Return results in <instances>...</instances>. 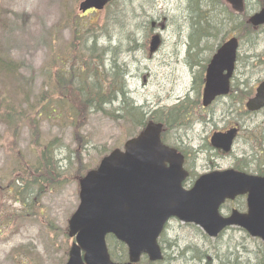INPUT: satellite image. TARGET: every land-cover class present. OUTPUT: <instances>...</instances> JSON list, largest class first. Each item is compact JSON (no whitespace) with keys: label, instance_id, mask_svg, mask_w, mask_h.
<instances>
[{"label":"rangeland","instance_id":"1","mask_svg":"<svg viewBox=\"0 0 264 264\" xmlns=\"http://www.w3.org/2000/svg\"><path fill=\"white\" fill-rule=\"evenodd\" d=\"M82 1L0 0V57L8 56L9 60L15 63L13 76L4 78L0 75L2 80L9 83L10 95L16 94V91L21 92L20 87L24 88L26 85L27 88L28 85L27 90L32 99L40 91L39 88L47 83V62L52 61L63 49L73 44L76 24L84 26L87 22L102 24L106 14L104 11L90 15L89 19L78 18L81 16L78 13V4ZM119 3L121 4V15L118 14L120 19L114 26H109L108 31L98 32V47L106 44L115 47L119 44L117 60L120 64L126 63V67L122 66L124 70L129 71L125 81L130 97L134 98L138 106L145 104L146 109L153 110L160 106L175 105L179 99L183 100L189 94L191 75L187 69L183 70L181 65L169 62L165 58L164 51L170 52L168 47L178 40L177 6L184 4L185 1L157 0L155 5L152 0H120ZM210 19V24L217 31L213 34L211 32V41L217 44L227 40L232 34V27L222 24L221 16ZM76 20L83 23H77ZM151 22L157 23L153 31L160 32L164 43L162 50L149 59L147 43L149 36L153 34L150 28ZM160 26H164L165 30H161ZM181 29H183L182 40L186 42L188 28L184 25ZM79 33L81 34V31ZM134 34L138 38L140 47L131 49ZM234 35L237 36V32ZM240 40L239 54L244 57L243 61L246 60V55L250 57L249 65L245 62L246 72L260 73L261 75L256 79H263L264 66L259 69L254 65L259 57L264 58V43H256L254 39L249 40L251 43L244 41L243 38ZM142 46L145 47L144 51ZM136 49L139 54L134 51ZM134 55L139 63L133 58ZM242 65L239 66V73L244 72ZM253 84L251 81L249 86ZM2 86L7 85H0V94ZM188 97L197 101L193 95ZM228 104V100L225 99L214 109L217 126L213 130L225 127L224 122H221L222 116L226 118L228 126H233L235 123L234 113L238 108L235 106L231 108ZM73 107L76 109V105ZM79 117L82 118L78 122L80 129L77 128L78 123L71 124L70 120L65 121L62 118L40 122L39 149L51 139L60 140L59 149L55 150V159L63 174V183L50 184L49 189L39 197L37 205L31 203L29 208L21 203L19 189L11 188L13 179L11 177H15L13 173L19 175L14 170H21L23 165V163L18 165L22 162L18 157H22L28 163L34 162L38 150L32 145L34 136L31 133L35 134L36 130H31L32 128L29 129L27 126L20 127L17 136L13 137L11 130L0 121V170H2L0 177H8L11 171V177L8 178L10 180L7 179L3 186L0 184V264H64L72 243V239L66 235L67 222L79 204L77 178L81 177L79 175L84 174L86 169L96 166L101 158L100 154L122 149L123 144L138 131L131 123L115 122L100 113L92 112L85 115L81 111L77 119ZM260 124L261 120L257 119L250 123V126L256 128ZM197 130L200 128L196 126L194 132ZM209 131L212 130L209 129L207 133ZM83 140L88 144L82 154L81 163L79 161L76 163L73 159L71 164L70 161L66 162L68 153L72 152L78 141L81 143ZM188 144L197 148L198 140L195 138ZM248 152L240 141L233 147L232 154L242 156ZM202 157L200 155L201 160ZM202 161L193 164L198 174L203 173L199 167ZM231 163L228 161L221 165V169L228 168ZM165 233L162 238L164 245L172 242L177 245L176 249L186 246L194 249L198 246L199 250L205 252L203 254L216 257L218 253L221 260H227L222 252L226 253L225 255L243 253L247 250L256 253L259 246V242L252 241L244 232L237 229L225 232L216 241L206 242L199 230L171 221ZM215 247L217 250L213 251ZM208 250L210 252H207Z\"/></svg>","mask_w":264,"mask_h":264},{"label":"water","instance_id":"2","mask_svg":"<svg viewBox=\"0 0 264 264\" xmlns=\"http://www.w3.org/2000/svg\"><path fill=\"white\" fill-rule=\"evenodd\" d=\"M112 0H85L80 11L102 10ZM235 13L243 11V0H226ZM254 26L264 24V9L250 19ZM159 45L153 37L150 53ZM238 44L235 38L226 42L213 57L207 69L203 105L229 91ZM226 75L223 76V72ZM264 106V83L255 98L247 103L250 111ZM161 125L149 123L124 151L114 150L99 166L79 180V206L68 222V235L75 238L66 264H117L109 257L105 243L108 234L128 248L129 261L138 263L142 255L151 261L161 259L157 239L165 223L176 218L199 226L210 237L236 226L264 243V178L251 177L228 170L201 177L186 191L187 177L183 157L160 140ZM235 130L215 134L213 147L228 152ZM248 195V212L233 211L223 218L219 207L226 199Z\"/></svg>","mask_w":264,"mask_h":264},{"label":"trees","instance_id":"3","mask_svg":"<svg viewBox=\"0 0 264 264\" xmlns=\"http://www.w3.org/2000/svg\"><path fill=\"white\" fill-rule=\"evenodd\" d=\"M119 2L120 0H115L107 7L102 24L99 25L97 22H87L86 26L76 24L73 47L75 45L79 47V55L72 57L69 63L63 61L65 57L63 54L47 62V83L39 88L40 91L34 95L33 101V98L29 97L28 85L26 88V85L22 84L25 87H20L21 92L16 91V94L10 95L8 93L9 83L6 80L1 83L7 86H2L0 94V121L11 130L13 137L17 136L20 127L27 126L29 129L32 128L31 130H36L35 134L31 133L34 136L32 145L38 150L34 162L28 163L27 160L18 157V160L22 161L18 165L22 163L23 165L21 170H14V172L19 175L13 173L15 177H11L10 171L8 177H0L2 186L9 177L13 178L11 188L19 189L18 195L21 197L23 206L29 208L31 203L37 205L39 197L49 189L50 184L61 185L63 183V174L55 159V150L59 149L60 140L51 139L39 149L40 122L62 118V120H70L71 124H75L82 119L81 117L77 119L81 111L85 115L92 112L100 113L113 121L132 123L135 127H143L146 122L144 113L140 108L133 106L127 96L124 81L126 70L123 69L125 66L120 64L116 56L119 44L115 47L111 44L98 47L97 44L98 32L108 31L109 26H114L119 21L118 14L121 15ZM121 17L124 19L123 16ZM76 22L83 23L77 20ZM14 72L13 62L7 64L6 61L4 63L0 59V75L9 78L14 75ZM184 111L183 106L174 107L165 116L154 113L148 120L170 126L185 120ZM77 128L80 129V123ZM87 144V141L83 140L81 143L78 141L72 152L68 153L66 162L70 161L69 164H71V159H73L76 163L78 161L81 163ZM1 173L2 170H0V175ZM108 243L111 258L117 262L124 261L126 259L124 245L113 238H108Z\"/></svg>","mask_w":264,"mask_h":264},{"label":"flooded vegetation","instance_id":"4","mask_svg":"<svg viewBox=\"0 0 264 264\" xmlns=\"http://www.w3.org/2000/svg\"><path fill=\"white\" fill-rule=\"evenodd\" d=\"M184 1V4H179L177 6L179 23H177L178 30L176 32L177 35L183 34V29L181 28L186 25L189 32L187 41L184 42L183 40L178 38L177 41H174L172 43L170 42L171 45L168 47V49L170 48L171 51H164V55L165 58L168 59L169 62L171 61L172 64L181 65L183 67V70H188L191 75V83L190 88L188 89L189 94L187 96L193 95L195 98H197V101H199V105H197L196 108L193 107L194 109H192V111L188 114V121L192 122V124L190 123L187 127V122L181 121L176 124H172L173 127H171V129L166 126L164 135H166L168 140H170V143L176 145L180 149L182 155L184 156L186 166H189V168H193V164H196L198 161L204 160L199 164V167L200 171L205 173L213 170H220L221 165L226 164L228 161H230L232 163L230 164L229 167L231 168L229 169L243 171L250 176L264 177V107L260 111L254 113L248 112L245 107V103L251 98V96L254 95L257 86L264 81V78L257 80L256 78L257 76L261 75L260 73H251L249 71L246 72V64L248 65L249 55H246L247 58L245 61H243L244 57H241L238 51L235 71L230 79V95L225 98L229 102V107L232 108V106H235L238 108V111L234 113L235 123L233 124V126H228L226 118L222 116L221 122H224L225 127H221L219 129L216 128L213 130V128L217 126L214 118V109L218 105L216 103H222L224 99H219L217 101L215 100L211 105L207 107H203L201 104L202 94L205 87V79L207 75V66L218 49L221 47V45L229 38L237 37L240 48V39L243 38L244 41H247L246 37H248V39L250 38L251 31L252 33H254L253 36L259 35L264 41V24L256 27H249V18L251 17V15L259 12L264 8V0H244V14L241 16H237L233 13L231 8L227 5L226 0ZM156 2L157 0H154V5ZM195 8L199 10L201 23L200 31L206 32L212 36V34L214 32L216 33L217 31L216 28L213 27L212 24H210V18L214 16H221L220 22L232 27L231 36L227 40L219 42L217 44H215L213 41H202L203 46L198 47L194 45L193 41H191L192 24L190 23V19L192 18L191 10ZM216 13H218L219 15H214ZM184 15L186 17H184ZM156 25V22H151V29L153 34L149 36V40L147 43L148 51L151 38L153 36L159 37V47L154 55L158 54L160 50H162L164 43L160 32L157 31V33L153 31L156 28ZM160 28L161 30H165L164 26H160ZM233 30L235 32H233ZM236 32L237 36L234 35L236 34ZM144 49L145 47H142L143 51ZM134 51L139 54L138 49ZM154 55H148V58L151 59ZM133 58L136 62H138L135 55ZM262 63L264 64L263 60ZM241 64H243L242 70L244 72L239 73L238 70ZM167 65H169V63ZM263 66L264 65H261L259 69ZM251 81L254 84L249 86V83ZM235 89L245 93V103V98L241 99V101H239L237 98H230L231 93H233ZM185 100L186 97L183 98V100L179 99L176 105L180 104L181 102H185ZM190 100L193 99L190 98ZM239 108L242 109L239 110ZM156 109L157 111H161V113L165 115L168 112L169 107L160 106L158 108H154L152 111H155ZM188 111L189 107L186 112L184 111L185 117ZM193 118L194 120L192 121L191 119ZM231 119H233L232 116ZM257 119L261 120V124L257 125L256 128L251 127L250 123L255 122ZM196 126L200 128V130L194 132ZM234 128L237 129L238 132L234 138L233 147L238 142L242 141L243 146L246 147V149L249 151L248 153H244L242 156H235L232 154V151L230 153H224L222 150L214 149L210 145V138L213 133H224ZM209 129L212 131H209L207 133ZM195 138L198 140L197 148L188 144L191 143V141H193ZM200 155L203 156L202 160L200 159ZM238 164H241L243 168L242 170L236 167L238 166ZM195 169L196 168H193L191 170L189 169L190 176L192 175V171L195 172L194 175H196V177H191V183L202 174H198ZM234 210L243 214L247 213V195L238 196L234 200L226 201L220 208L221 214L225 217L229 216ZM262 248L263 250H258L256 253L249 252L248 250V252L244 251L243 253H232L231 257L227 259V261L229 262V264H232L233 260L238 264H250L251 262L254 264H264V247ZM174 251L175 250L173 249H166L163 257V264H173L175 262L173 261ZM180 256L184 255L181 254ZM251 256L253 258H251ZM207 260L208 262L210 261V259L205 258V261ZM180 262L184 263V259H181ZM185 263H187V260H185Z\"/></svg>","mask_w":264,"mask_h":264},{"label":"bare ground","instance_id":"5","mask_svg":"<svg viewBox=\"0 0 264 264\" xmlns=\"http://www.w3.org/2000/svg\"><path fill=\"white\" fill-rule=\"evenodd\" d=\"M191 19L190 23L192 24V36L191 41H193V44L200 47L203 46L202 41H211V35L200 31V15L198 9L191 10ZM247 42H250L248 37H246ZM251 43V42H250ZM249 65V64H248Z\"/></svg>","mask_w":264,"mask_h":264}]
</instances>
